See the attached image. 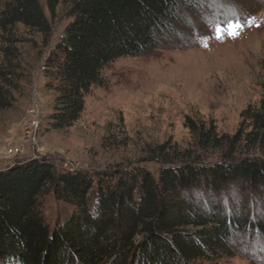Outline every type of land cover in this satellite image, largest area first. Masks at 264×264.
Wrapping results in <instances>:
<instances>
[{"label":"trees","instance_id":"1","mask_svg":"<svg viewBox=\"0 0 264 264\" xmlns=\"http://www.w3.org/2000/svg\"><path fill=\"white\" fill-rule=\"evenodd\" d=\"M190 1L45 0L51 15L61 5L70 19L44 62L46 88L55 93L48 126L63 129L78 119L84 96L104 84L105 66L161 48ZM17 25L43 38L51 32L40 0L4 1L2 107L9 105L4 87L20 70ZM242 117L250 130L232 136L202 127L196 152L155 147L156 177L145 169L58 173L43 159L1 171L0 264H202L233 257L234 232L264 236V214L255 218L245 202L222 199L235 186L264 197V100ZM200 152L217 157L205 162ZM47 191L72 209L52 230L39 204Z\"/></svg>","mask_w":264,"mask_h":264},{"label":"rangeland","instance_id":"2","mask_svg":"<svg viewBox=\"0 0 264 264\" xmlns=\"http://www.w3.org/2000/svg\"><path fill=\"white\" fill-rule=\"evenodd\" d=\"M40 2L50 35L16 27L20 70L13 86L4 87L9 105L0 106V172L43 159L58 173L145 169L156 177L161 165L150 158L155 147L196 152L202 127L213 125L219 135L229 136L250 130L242 113L264 100V0H191L161 48L105 66L104 84L91 87L78 119L58 130L48 126L55 93L46 88L43 70L70 19L63 6L51 15L45 0ZM235 25L239 32L233 39L229 32ZM1 47L0 39V63ZM34 123V140L24 143ZM199 156L205 162L217 157ZM226 194L224 201L245 202L253 217L264 214L260 194H241L236 186ZM39 204L50 230L72 210L50 191ZM230 244L233 257L202 264H264V236L234 232Z\"/></svg>","mask_w":264,"mask_h":264},{"label":"built area","instance_id":"3","mask_svg":"<svg viewBox=\"0 0 264 264\" xmlns=\"http://www.w3.org/2000/svg\"><path fill=\"white\" fill-rule=\"evenodd\" d=\"M35 128H36V126H35V123H34V125L30 128V130H27L25 132V134H24V143L29 144V143H31L34 140V136L33 135H34ZM14 152L15 153L19 152V147H16Z\"/></svg>","mask_w":264,"mask_h":264},{"label":"snow or ice","instance_id":"4","mask_svg":"<svg viewBox=\"0 0 264 264\" xmlns=\"http://www.w3.org/2000/svg\"><path fill=\"white\" fill-rule=\"evenodd\" d=\"M238 32H239V25H235V26L232 28V30H230V32H229V36H230V38L235 39L236 36L238 35ZM221 38H222V37L219 36V35L216 36V39H221ZM205 46H206V45H205Z\"/></svg>","mask_w":264,"mask_h":264}]
</instances>
